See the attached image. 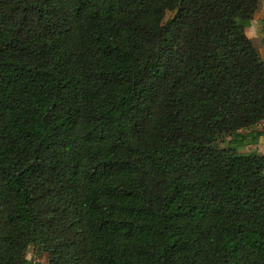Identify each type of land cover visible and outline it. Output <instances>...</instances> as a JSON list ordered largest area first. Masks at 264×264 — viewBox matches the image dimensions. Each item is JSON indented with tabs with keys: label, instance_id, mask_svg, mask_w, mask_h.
<instances>
[{
	"label": "trees",
	"instance_id": "16d2710c",
	"mask_svg": "<svg viewBox=\"0 0 264 264\" xmlns=\"http://www.w3.org/2000/svg\"><path fill=\"white\" fill-rule=\"evenodd\" d=\"M258 5L0 0V264H264Z\"/></svg>",
	"mask_w": 264,
	"mask_h": 264
},
{
	"label": "rangeland",
	"instance_id": "374dc122",
	"mask_svg": "<svg viewBox=\"0 0 264 264\" xmlns=\"http://www.w3.org/2000/svg\"><path fill=\"white\" fill-rule=\"evenodd\" d=\"M167 16H170V14H168ZM262 25H264V0H259L258 9L253 17L250 26L246 29V35L252 41L262 61H264V26L262 29ZM262 125H264V123L259 125L258 128L260 129ZM230 139L231 137L226 138L222 142H217L216 147H225ZM237 150L242 153L256 152L259 156L264 157V138H260L257 145L248 146L240 149L237 148ZM26 258L27 260H29L30 264L47 263V255L39 252L38 249L33 246L28 249Z\"/></svg>",
	"mask_w": 264,
	"mask_h": 264
},
{
	"label": "crops",
	"instance_id": "0c3cea01",
	"mask_svg": "<svg viewBox=\"0 0 264 264\" xmlns=\"http://www.w3.org/2000/svg\"><path fill=\"white\" fill-rule=\"evenodd\" d=\"M263 26H264V25H262V29H263ZM262 29H261V32H262ZM263 62H264V61H263Z\"/></svg>",
	"mask_w": 264,
	"mask_h": 264
}]
</instances>
